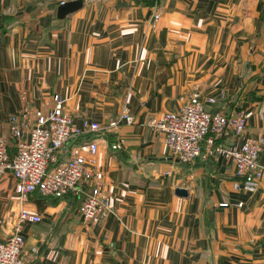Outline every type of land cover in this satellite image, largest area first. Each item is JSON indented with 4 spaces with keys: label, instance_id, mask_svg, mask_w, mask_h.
<instances>
[{
    "label": "crops",
    "instance_id": "0c3cea01",
    "mask_svg": "<svg viewBox=\"0 0 264 264\" xmlns=\"http://www.w3.org/2000/svg\"><path fill=\"white\" fill-rule=\"evenodd\" d=\"M69 1L0 0V137L13 147L11 116L47 114L60 95L78 126L102 127L67 147L97 140L112 211L93 226L83 198L21 205L0 175V240L25 209L43 218L23 227L26 264H264V177L257 193L237 191L230 161L175 163L149 126L198 92L216 99L209 111H249L246 136L264 134V0H84L58 20ZM178 164L187 198L164 175Z\"/></svg>",
    "mask_w": 264,
    "mask_h": 264
},
{
    "label": "built area",
    "instance_id": "2783aa9c",
    "mask_svg": "<svg viewBox=\"0 0 264 264\" xmlns=\"http://www.w3.org/2000/svg\"><path fill=\"white\" fill-rule=\"evenodd\" d=\"M159 18L157 14L154 21L158 22ZM215 103L216 99H204L194 92L179 111L165 113L161 119L154 118L149 126L164 136L173 162L186 166L199 158L223 157L234 166V189L257 193L264 177V167L260 163L264 134L246 136L252 116L249 111H209L206 106ZM122 119L134 122L129 110L124 112ZM259 119L264 131V102L260 106ZM9 127L14 146L10 147L0 137V175L15 178V192L21 205L33 194L45 199L83 198L81 217L86 224L95 226L108 217L112 211L111 197L105 175L95 158L99 152L97 140L67 147L84 135L101 133L98 123L85 120L78 126L65 101L55 95L50 112L35 116L31 108L26 107L11 116ZM221 207H228V204ZM4 220L9 221L12 230L5 240H0V264H26L23 227L27 223H40L43 218L21 209L14 219L9 216Z\"/></svg>",
    "mask_w": 264,
    "mask_h": 264
},
{
    "label": "water",
    "instance_id": "95a60500",
    "mask_svg": "<svg viewBox=\"0 0 264 264\" xmlns=\"http://www.w3.org/2000/svg\"><path fill=\"white\" fill-rule=\"evenodd\" d=\"M84 7V0H75L64 3L58 7V20H65L68 16L75 14ZM176 195L182 198H187L189 193L186 189L178 188L175 191Z\"/></svg>",
    "mask_w": 264,
    "mask_h": 264
},
{
    "label": "rangeland",
    "instance_id": "374dc122",
    "mask_svg": "<svg viewBox=\"0 0 264 264\" xmlns=\"http://www.w3.org/2000/svg\"><path fill=\"white\" fill-rule=\"evenodd\" d=\"M181 165L178 164V165L168 166L164 172L165 177L170 180V184L177 188L178 187L180 188V185H182L184 183L183 181H185V178L181 174L174 173L175 170H183V168H185L184 166Z\"/></svg>",
    "mask_w": 264,
    "mask_h": 264
},
{
    "label": "trees",
    "instance_id": "16d2710c",
    "mask_svg": "<svg viewBox=\"0 0 264 264\" xmlns=\"http://www.w3.org/2000/svg\"><path fill=\"white\" fill-rule=\"evenodd\" d=\"M87 136H89L91 138V137H93V134H88ZM52 200H59V199H52Z\"/></svg>",
    "mask_w": 264,
    "mask_h": 264
}]
</instances>
